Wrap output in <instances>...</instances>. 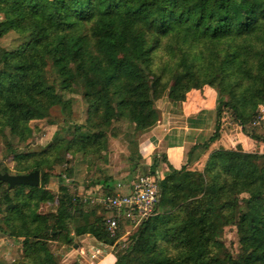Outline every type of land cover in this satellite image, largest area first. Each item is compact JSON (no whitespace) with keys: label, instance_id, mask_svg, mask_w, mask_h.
Instances as JSON below:
<instances>
[{"label":"trees","instance_id":"trees-1","mask_svg":"<svg viewBox=\"0 0 264 264\" xmlns=\"http://www.w3.org/2000/svg\"><path fill=\"white\" fill-rule=\"evenodd\" d=\"M10 33L20 40L13 49L1 45ZM206 86L219 93L211 137L191 147L180 169L160 153L143 164L135 134L159 121L156 102L182 103ZM75 93L85 107L81 122L72 119ZM262 107L264 0H0V139L13 172L39 170L41 179L38 187L0 180V233L21 245L9 264H60L87 234L117 244L115 264H264V153L210 151L226 109L245 135L264 143ZM55 108L64 126L40 148L21 149L31 123ZM121 135L129 175L141 170L159 184L153 215L128 235L121 220L112 233L109 211L65 176L80 157L87 187L115 194L125 181L109 174L108 156L110 138ZM228 227L236 229V252L223 240ZM122 237L128 245L120 250Z\"/></svg>","mask_w":264,"mask_h":264},{"label":"crops","instance_id":"crops-1","mask_svg":"<svg viewBox=\"0 0 264 264\" xmlns=\"http://www.w3.org/2000/svg\"><path fill=\"white\" fill-rule=\"evenodd\" d=\"M217 101L218 93L208 86L190 91L182 103H172L165 96L157 105L160 111L159 121L148 131L139 133L140 137L135 136L139 141V149L143 156L142 163L150 166L153 156L160 153L166 155L167 162L174 168H182L188 160V152L191 147L204 142V130L210 125L209 123L215 121L214 127L216 128ZM222 128L224 127L222 126ZM225 144H227L225 138L221 137L211 146L210 151L213 150V146L229 148ZM124 160L126 161L125 172H122L120 177H116L117 173H114V178L116 181L124 180L125 182L115 184V193H128L135 183V181L129 183L125 179L130 173L131 162L126 158ZM167 170L168 165L166 162H162L159 174L162 176ZM109 174L113 175L111 170H109ZM83 182L78 186L81 193L91 196L103 191L101 184L87 187L89 180L86 179L88 184L83 185ZM124 226L127 232L128 224H124ZM93 253H97V257L92 258ZM116 255L117 244L109 245L87 234L77 237L76 245L66 251L60 259V264H74L76 262L79 264H115Z\"/></svg>","mask_w":264,"mask_h":264},{"label":"rangeland","instance_id":"rangeland-1","mask_svg":"<svg viewBox=\"0 0 264 264\" xmlns=\"http://www.w3.org/2000/svg\"><path fill=\"white\" fill-rule=\"evenodd\" d=\"M20 43L19 37L14 34L10 33L8 36H6L2 42L1 45L4 46L7 49H13ZM217 92V91H216ZM218 93V92H217ZM71 99L73 100V111H72V119H74L77 122L83 121L85 118V107L82 102L81 95L78 93L72 94ZM219 97V93H218ZM164 98V97H163ZM162 98V99H163ZM162 99L158 100L156 102V105H158V102H161ZM264 108H261V112L263 113ZM222 121H221V137L225 138L227 145L230 149H238L241 147L243 150L248 152H257V153H264V143L259 142L256 140H253L252 138L248 137L244 133H241V127L234 123L231 119V115L229 111L226 109L223 111L222 114ZM64 115L61 113L59 108H55L52 111V115L50 118L34 121L31 123V126L34 129L33 136L30 138L28 144L21 145V149L25 148H33L38 149L41 146L48 143L51 138L53 137L56 130L60 129L64 126ZM260 119V118H259ZM262 119V118H261ZM263 120V119H262ZM261 122L257 124L258 126L261 125ZM204 130V142L206 139L211 137V135L215 131V121L209 123ZM222 126L224 128H222ZM123 127H126V125H123ZM261 134L264 135V128L262 126L258 127ZM139 133L135 134V136L140 137L138 135ZM124 136L121 135L119 138H110V150H109V162H108V169L112 171L114 176V173H117L115 175L116 177H120L122 175V172H125V166L128 154V146L127 142L124 139ZM136 139V138H135ZM137 140V139H136ZM214 145V144H213ZM216 146H213V149H215ZM217 148V147H216ZM124 153V154H123ZM208 157V154L202 157L201 162H198V165H195L193 168L199 169L202 168L206 159ZM66 158L62 157L61 161H65ZM128 160V159H127ZM143 161V160H142ZM0 162L2 165L7 166L9 168V172L12 174H16L13 172V166L14 162L12 160V157L6 154L5 145L4 142L0 139ZM100 166H105L104 163H99ZM77 169H73L71 172L68 171L65 173L66 179L70 181L71 179H75L76 182L79 184H88L86 182L87 179V166L86 163L81 160L80 157L75 159V166ZM60 168H57L56 172L57 174L60 172ZM143 174V171L137 170L134 174L128 175L125 179L126 181L133 182L135 179ZM58 181V179L56 178ZM88 180V179H87ZM57 181L53 182L52 187L58 188L59 185L57 184ZM125 190V189H123ZM77 192H80L77 190ZM134 230H132L130 233H132ZM128 235V234H127ZM127 238H123L119 240V248L122 250L128 245ZM223 240L226 243L228 247H230L234 252L238 250V241H237V233L235 227H228L225 229ZM21 253V245L19 243L14 242L12 239H8L5 235L0 233V264H9L10 261L14 260L18 254ZM63 256H61L62 258ZM60 258V259H61Z\"/></svg>","mask_w":264,"mask_h":264},{"label":"built area","instance_id":"built-area-1","mask_svg":"<svg viewBox=\"0 0 264 264\" xmlns=\"http://www.w3.org/2000/svg\"><path fill=\"white\" fill-rule=\"evenodd\" d=\"M89 198L92 203H99L109 211L107 226L112 233H115L121 220L123 224H128L126 233L130 234L143 220L153 215L159 199V184L156 177L141 175L128 193L96 194ZM91 257H97V253Z\"/></svg>","mask_w":264,"mask_h":264},{"label":"water","instance_id":"water-1","mask_svg":"<svg viewBox=\"0 0 264 264\" xmlns=\"http://www.w3.org/2000/svg\"><path fill=\"white\" fill-rule=\"evenodd\" d=\"M0 180L7 182L10 187L18 185H29L38 187L41 184L40 171L34 170L28 174H12L8 171L0 172Z\"/></svg>","mask_w":264,"mask_h":264}]
</instances>
